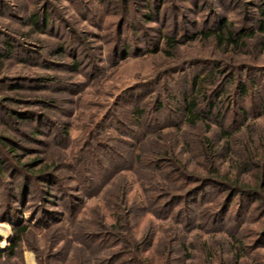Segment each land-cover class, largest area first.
Listing matches in <instances>:
<instances>
[{"label": "rangeland", "instance_id": "obj_1", "mask_svg": "<svg viewBox=\"0 0 264 264\" xmlns=\"http://www.w3.org/2000/svg\"><path fill=\"white\" fill-rule=\"evenodd\" d=\"M151 1L0 0V166H5L0 167V224L11 227L6 245L0 246V264H28L26 253H34L37 264H107L118 253V245L110 249L105 235L90 250L94 241L82 230L87 219H94L90 226L103 234L100 222L118 224V215L125 212L130 218L124 219L123 231H115L140 243L143 264H264L263 187L256 188L261 197L254 191L231 197L219 177L177 204V216L149 211L145 186L157 184L145 168L131 166L119 175L108 162L95 164L88 173L95 185L93 196L70 187L76 184L71 180L76 158L93 160L104 154L95 144L111 140L117 134L114 127L127 124L124 114L136 102L146 110L147 126L134 134V139L146 142L144 158L176 150L189 172L207 174L199 146L200 136L207 135L219 149L217 164L227 180L238 179L254 188L264 172V32L259 27L264 0H164L162 15L149 21L143 14ZM33 14L40 20L46 15V27L34 28L29 22ZM121 17L127 22L118 29ZM222 21L243 36L240 46H222L214 36L197 35ZM171 33H177L179 43L170 56L148 50ZM185 33L191 38L186 40ZM119 35L130 48L124 59L123 50H115ZM8 42L14 44L11 54L4 53ZM60 46H65L63 53H58ZM216 66L222 74L207 87L211 101L223 88L220 84L229 75L234 77L231 86L224 87L229 99L219 98L216 111L223 116L209 119V131L206 122L185 123L179 100L193 77ZM240 83L248 87L243 96L236 87ZM156 97L162 100L158 112ZM110 144L117 153L135 152L134 145ZM251 155L255 161L244 166ZM37 160L43 165L58 162L56 174L69 186L68 192L79 197L78 208L57 203L61 194L57 178L30 177L38 167L27 171ZM26 177L31 189L19 186ZM124 190L125 211L119 207ZM28 194L31 197H25ZM186 204L199 210L188 212ZM10 207H18L21 219L34 218L36 223L35 213L43 208L66 211L69 219L76 212L74 218L81 221L71 224L65 219L56 225L51 221L52 227L32 228L10 255L15 234L5 212ZM4 231L8 229H0Z\"/></svg>", "mask_w": 264, "mask_h": 264}, {"label": "trees", "instance_id": "obj_2", "mask_svg": "<svg viewBox=\"0 0 264 264\" xmlns=\"http://www.w3.org/2000/svg\"><path fill=\"white\" fill-rule=\"evenodd\" d=\"M147 5V4H146ZM164 5V0H153L149 3V6L147 8L149 9L148 12H145L143 17H147L149 21H156L161 15H162V9ZM263 17L260 21L259 27L264 32V10L262 12ZM43 20H40V17L37 14H33L29 20V22L33 25L34 28L41 29L46 27V23L48 20V17L44 15ZM125 17H121L119 26H117L118 29H122V26H124L127 22ZM177 34V33H176ZM176 34H163L162 41H160L159 44L156 46H150L148 50L151 53H156L158 51H165L169 56L171 55V51L175 49L176 45L179 43V38L175 36ZM190 34H182V36L185 37V39H190ZM198 36L201 37H211L214 36L215 39H217L218 43L222 46L224 45H230V46H240V41H242V35L238 34L236 35L233 30L230 28V24L226 21H222L219 25H216L214 28H210L208 31H204V29H201L199 32H197ZM121 37L119 35L118 42L115 46V50H123V55L121 56L123 59L128 57L129 53V46L123 43L121 41ZM181 37V36H180ZM163 44V45H162ZM162 45V46H161ZM165 46V47H164ZM58 53H63L65 51V46H60ZM14 44L12 42H8V47H5L4 53L11 54L13 52ZM119 50V51H120ZM4 56V55H3ZM220 63V62H217ZM78 67V62L77 66ZM219 74H222L221 67H213V69L206 75H196L193 77L190 81V87L187 90V92L184 94V97L181 101V105L183 106V113L182 118L184 119L186 124H189L191 126L197 125L199 122H206L208 125L209 131L211 129V126L209 125V119H218V116H223L220 113L216 111L219 98L221 95L226 96L225 99H229L230 96L226 94V84L228 83L229 86H231V77H234L232 75H229L226 82L223 85L222 89H220L219 94L214 98V100L211 101L209 92L210 90L207 89L208 85L211 83L210 81L217 78ZM224 74V73H223ZM222 78L224 76L222 75ZM222 78L219 79V81H222ZM230 81V82H229ZM217 83V82H216ZM236 85V84H235ZM219 87V85H217ZM238 88V91L240 92V95H245L248 92V87L245 84H238L236 85ZM226 94V95H224ZM159 98V97H158ZM156 97V108L155 112H158L161 110L162 105L159 103L161 100ZM201 100L204 102V106H201ZM162 101V100H161ZM224 101V100H223ZM47 103L48 101L45 100ZM145 108L142 107L139 102H136V104L133 106V108L126 112L124 114L125 121L127 124H122V126L114 127V130L117 131V134H112L110 137L111 140L105 141L103 144L96 143L99 149H104L106 152L104 154H99V156H95L93 160L86 156L85 158L78 159L76 158L77 164L74 165V176H72L71 180H74L76 184H73L74 186H70L71 189H76L78 187V192L85 193L87 196L92 195V191L95 187L94 181L89 177V171H91L90 168H92V165L98 164L103 165V163L108 162V164H112L115 172L118 170L119 175L127 172L130 170V167H135L136 170H141L142 168L148 169V172L151 175V179H154L156 182V186L149 185L145 186L146 195V205L149 207V211H160L163 210V212H166V215L171 214V216L174 215L176 212L177 204L181 202H186L189 197H192L194 194L202 190L206 185L213 184L217 182V179L220 177V183L224 185V187L230 192V196L233 197L235 194L240 193V191H254L256 195L261 197L259 190L256 188L263 187L264 188V172H261L259 174V181L257 182V186L254 188H250L249 184L241 185L238 179L235 180H227V176L221 174L220 168L217 164V159L219 156V149L215 142L212 141V139L209 136H200L199 138V146L201 150L202 157L205 159L206 162V171L207 174L200 175L194 172H189L187 169L186 164L183 166L184 163L183 159L180 157L179 153H177L176 150H163L158 153H155L154 156L146 157L144 158L142 155L143 146L146 144V142L142 139H134V134L136 130H145L144 126H147L144 124V113ZM121 122V120H118ZM111 126V124H110ZM223 133L226 137H230V134L228 133L227 129L223 128ZM117 142L119 144L118 147H125L129 148V145L135 146V152L127 151L125 153H117L115 148L112 146L113 142ZM83 152L85 151L84 149ZM86 153V151L84 152ZM130 153V154H129ZM133 153V154H132ZM132 154V155H131ZM116 157V162L114 165V160ZM0 156V160H1ZM2 161V160H1ZM254 160V156H248L246 162L243 164L244 166H247L249 163H251ZM42 162L34 161V165L30 168L29 172L34 171L36 167L37 170L31 173L30 177H38V179L42 181H54L56 179L60 185V194L58 197L59 205L61 206H69V204L72 205L73 209L78 208V200L79 197L75 194H71V192H68L69 186H66L60 179L56 173L59 168H57L58 162L51 161L48 163H45L42 166ZM23 164V168H24ZM105 166V165H103ZM1 168H5V166H0ZM152 167V169H151ZM0 168V169H1ZM22 168V169H23ZM116 169V170H115ZM25 171H22L25 175ZM26 172V173H27ZM84 177V178H83ZM216 177V178H214ZM27 177L24 178L20 185L23 189L26 187L27 189H31V186L28 185ZM60 181V182H59ZM93 184H91V182ZM208 181H216V182H208ZM228 181V182H227ZM220 185V184H218ZM49 191V190H48ZM51 193V192H50ZM93 196V195H92ZM90 196V197H92ZM257 196V197H258ZM25 197H31V194L26 195ZM67 197H70L67 199ZM128 197V191L124 190L120 194V204L119 207H122V210L125 211L124 207L128 206L127 198ZM46 199V198H45ZM47 202H51V200H46ZM52 203V202H51ZM47 204V203H46ZM89 205V204H88ZM9 207V206H8ZM188 212H197L199 209L195 210V208H192V206L187 205ZM152 209V210H151ZM18 207H10L9 209H6L5 212L7 213V218L10 220L14 226L15 234L13 237V245L9 247L8 253L10 255H14V251L22 241L24 240L25 236L30 232L32 228H39L40 225L45 228L52 227L50 224L51 221H55L56 225L57 223L64 222L65 219H69L67 216L66 211L63 213H60V211L55 212H49L46 210V208L39 209L37 213H35L37 218V223L25 219H21ZM86 210V209H85ZM180 211V208H179ZM76 213V212H74ZM73 213V219H69L71 224H76L79 221V218H74L75 215ZM79 213V210L77 214ZM178 214V213H177ZM103 217V215H101ZM177 216V215H174ZM35 217V216H34ZM67 217V218H66ZM118 224H111L108 225L106 222H100L99 227L102 228L105 233L101 234L99 230H97V227L92 228V226L95 223L94 219H87L86 224L87 226H84V237L88 239L91 242L90 250L92 247H96L99 245L97 243V239L103 237L106 235L107 241H108V247L110 249H114L117 245L119 247L118 253L116 255L111 256L110 260H107V264H116L117 261H119L117 264H143L141 259V246L140 243H137L133 237H125L123 238L117 231L121 229L123 231V223L124 219L130 218L129 212H125L124 215L120 214L118 215ZM49 219V220H47ZM75 219V220H74ZM81 221V219H80ZM79 221V222H80ZM96 225V224H95ZM63 228L65 226H58V228ZM117 229V231H115ZM75 231L79 232L77 227H75ZM80 233V232H79ZM114 243V244H113ZM15 249V250H14ZM111 255V253L109 254Z\"/></svg>", "mask_w": 264, "mask_h": 264}, {"label": "clouds", "instance_id": "obj_3", "mask_svg": "<svg viewBox=\"0 0 264 264\" xmlns=\"http://www.w3.org/2000/svg\"><path fill=\"white\" fill-rule=\"evenodd\" d=\"M2 228L8 229V231L0 232V234L5 236V241L0 242V246H5L7 243V237L11 234V227L7 223H4L0 224V229ZM25 259L28 261V264H37L34 253H26Z\"/></svg>", "mask_w": 264, "mask_h": 264}]
</instances>
